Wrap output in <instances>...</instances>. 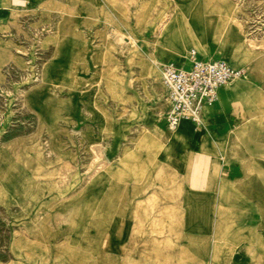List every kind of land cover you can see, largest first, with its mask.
Returning <instances> with one entry per match:
<instances>
[{
	"label": "rangeland",
	"instance_id": "obj_1",
	"mask_svg": "<svg viewBox=\"0 0 264 264\" xmlns=\"http://www.w3.org/2000/svg\"><path fill=\"white\" fill-rule=\"evenodd\" d=\"M234 5L0 0V264H264V0ZM192 50L245 80L170 131Z\"/></svg>",
	"mask_w": 264,
	"mask_h": 264
},
{
	"label": "built area",
	"instance_id": "obj_2",
	"mask_svg": "<svg viewBox=\"0 0 264 264\" xmlns=\"http://www.w3.org/2000/svg\"><path fill=\"white\" fill-rule=\"evenodd\" d=\"M187 58L182 66L169 63L161 69L165 126L170 131L177 130L183 121L201 124L205 110L217 103L220 90L244 76L243 70L228 62L202 58L195 50Z\"/></svg>",
	"mask_w": 264,
	"mask_h": 264
},
{
	"label": "bare ground",
	"instance_id": "obj_3",
	"mask_svg": "<svg viewBox=\"0 0 264 264\" xmlns=\"http://www.w3.org/2000/svg\"><path fill=\"white\" fill-rule=\"evenodd\" d=\"M55 1H58V2H60V0H55ZM57 3V2H56ZM239 6H240V0H235V5H234V9L232 10V12L234 13V15H233V13L231 12V14H230V16L229 17H231V20H230V24H234V25H236L238 28H240L241 27V21H240V19H239V17H237V16H235V14H236V9H238L239 8ZM60 10V9H59ZM63 12V11H62ZM122 36V35H121ZM50 37L51 38H55V35L52 33L51 35H50ZM123 37V36H122ZM122 37H119L120 39H121V41H123V39H122ZM118 38V37H117ZM116 38V39H117ZM132 39V42H134V39L133 38H131ZM117 41H118V39H117ZM119 42V41H118ZM132 44V43H131ZM154 62H156L157 64H160L158 61H155L154 60ZM248 70H249V72H251V73H253V74H258L259 73V66H258V64H249L248 65ZM244 80H245V78H239V79H237V83L238 84H241V83H243L244 82ZM235 82V81H234ZM236 84V83H235ZM164 85V84H163ZM165 88V87H164ZM225 91V90H224ZM181 125V124H180ZM235 138H239V135H238V133L236 132L235 133ZM92 153H93V156L95 157V158H98V154H97V150L93 147L92 148ZM106 246H109L110 244H109V242H106V244H105Z\"/></svg>",
	"mask_w": 264,
	"mask_h": 264
},
{
	"label": "crops",
	"instance_id": "obj_4",
	"mask_svg": "<svg viewBox=\"0 0 264 264\" xmlns=\"http://www.w3.org/2000/svg\"><path fill=\"white\" fill-rule=\"evenodd\" d=\"M202 58H203V57H202ZM205 59H207V58H205ZM225 87H226V86H225ZM225 87H223V88H225ZM223 88H222V89H223ZM222 89H221V90H222ZM221 90H220V92H221ZM220 92H219V93H220ZM164 93H165V92H164ZM217 103H218V101H217ZM217 103H216L214 106L209 107V108H207V109L205 110L204 118L207 117V115H208V110L211 109V108H213V107H215V106L217 105ZM166 107H167V106H166ZM184 122H190V121H183L182 123H184ZM182 123H181V124H182ZM191 123H193V122H191ZM193 124H195V123H193ZM164 126H165V122H164ZM165 127H166V126H165Z\"/></svg>",
	"mask_w": 264,
	"mask_h": 264
}]
</instances>
